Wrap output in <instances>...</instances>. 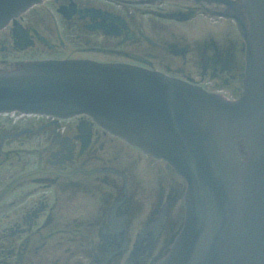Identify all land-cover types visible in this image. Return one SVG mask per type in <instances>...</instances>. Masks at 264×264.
<instances>
[{"label":"flooded vegetation","instance_id":"af4514ba","mask_svg":"<svg viewBox=\"0 0 264 264\" xmlns=\"http://www.w3.org/2000/svg\"><path fill=\"white\" fill-rule=\"evenodd\" d=\"M243 0H41L0 29V64H127L236 99ZM184 182L85 114L0 113V264H149Z\"/></svg>","mask_w":264,"mask_h":264},{"label":"water","instance_id":"95a60500","mask_svg":"<svg viewBox=\"0 0 264 264\" xmlns=\"http://www.w3.org/2000/svg\"><path fill=\"white\" fill-rule=\"evenodd\" d=\"M39 0H0V28ZM240 97L126 65L44 60L0 71V112L85 113L165 160L185 181V217L157 264H264V0H243Z\"/></svg>","mask_w":264,"mask_h":264},{"label":"rangeland","instance_id":"374dc122","mask_svg":"<svg viewBox=\"0 0 264 264\" xmlns=\"http://www.w3.org/2000/svg\"><path fill=\"white\" fill-rule=\"evenodd\" d=\"M7 66H2L1 64H0V69H5Z\"/></svg>","mask_w":264,"mask_h":264}]
</instances>
